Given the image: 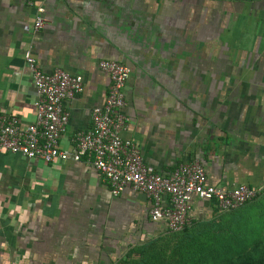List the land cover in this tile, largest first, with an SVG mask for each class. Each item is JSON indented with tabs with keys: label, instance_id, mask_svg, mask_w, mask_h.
Instances as JSON below:
<instances>
[{
	"label": "crops",
	"instance_id": "0c3cea01",
	"mask_svg": "<svg viewBox=\"0 0 264 264\" xmlns=\"http://www.w3.org/2000/svg\"><path fill=\"white\" fill-rule=\"evenodd\" d=\"M38 5L47 23L34 32ZM26 51L44 72L84 79L64 103L63 149L72 152L105 101L111 80L100 61L117 60L131 69L122 135L151 171L168 176L198 160L218 188L263 186L264 0H0V113L22 125L36 120ZM89 159L0 152V264H117L170 232L151 220V198L131 188L113 196ZM237 213L263 219L264 189L229 212L194 197L186 228Z\"/></svg>",
	"mask_w": 264,
	"mask_h": 264
},
{
	"label": "built area",
	"instance_id": "2783aa9c",
	"mask_svg": "<svg viewBox=\"0 0 264 264\" xmlns=\"http://www.w3.org/2000/svg\"><path fill=\"white\" fill-rule=\"evenodd\" d=\"M44 13L45 7L38 5L34 32L46 25ZM24 57L37 94L36 120L22 125L17 116L0 113V152L18 153L47 163L79 162L88 156L113 196L127 188L146 194L153 202L151 220L165 221L171 232L182 231L189 224L194 197L214 201L220 212H229L255 200L264 189V184L261 188L247 184L231 190L218 188L208 182L206 169L198 160L179 164L168 176L151 171L140 146L122 135L130 125L123 108L131 69L117 60L100 61V68L111 80L105 101L93 108L92 127L75 134L72 152L63 149L60 139L70 120L64 103L84 91V79L61 68L44 72L31 51H26Z\"/></svg>",
	"mask_w": 264,
	"mask_h": 264
},
{
	"label": "rangeland",
	"instance_id": "374dc122",
	"mask_svg": "<svg viewBox=\"0 0 264 264\" xmlns=\"http://www.w3.org/2000/svg\"><path fill=\"white\" fill-rule=\"evenodd\" d=\"M263 219L247 222L237 213L205 228L169 232L142 248H133L127 261L117 264H239V259L249 257L254 264H261Z\"/></svg>",
	"mask_w": 264,
	"mask_h": 264
},
{
	"label": "trees",
	"instance_id": "16d2710c",
	"mask_svg": "<svg viewBox=\"0 0 264 264\" xmlns=\"http://www.w3.org/2000/svg\"><path fill=\"white\" fill-rule=\"evenodd\" d=\"M170 231V230H169ZM183 231V230H182ZM171 232V231H170ZM179 232H181V231H179ZM153 241H155V240H153ZM153 241H150V242H147L145 245H147V244H150L151 242H153ZM144 245V246H145ZM143 247V246H142ZM141 247V248H142ZM128 256V255H127ZM127 258V257H126ZM126 258H124V259H122L120 262H118V263H121L122 261L123 262H125V261H127V259ZM126 259V260H125ZM238 261H240L239 262V264H254V262H252V259H250V257L249 258H241V259H239ZM261 264H264V261H262L261 262Z\"/></svg>",
	"mask_w": 264,
	"mask_h": 264
}]
</instances>
